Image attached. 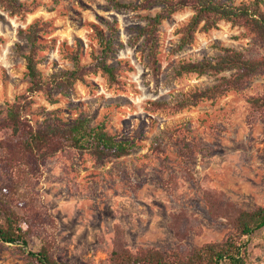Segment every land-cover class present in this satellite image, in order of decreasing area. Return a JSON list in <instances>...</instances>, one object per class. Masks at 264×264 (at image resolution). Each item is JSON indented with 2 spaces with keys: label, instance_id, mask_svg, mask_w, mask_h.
Masks as SVG:
<instances>
[{
  "label": "rangeland",
  "instance_id": "374dc122",
  "mask_svg": "<svg viewBox=\"0 0 264 264\" xmlns=\"http://www.w3.org/2000/svg\"><path fill=\"white\" fill-rule=\"evenodd\" d=\"M17 1L30 10L12 15L0 8V111L28 86L21 56L28 46L18 38L19 30L36 20L51 23L42 38L52 46L39 53V67L48 75L72 68L61 52L63 45L72 49L79 41L82 63L90 61L91 50L97 53L90 23L115 20L117 26L118 48L108 62L123 66V86L109 87L100 74H91L86 84L75 83L66 95L53 91L54 104L35 95L28 112L37 124L54 115L68 122L84 113L91 124L105 120L110 134L134 144L131 154L99 164L67 150L42 165L28 191L53 220L58 260L110 264L116 251L186 253L222 241L239 211L264 206V114L252 111L246 101L264 97V72L239 93L198 101L180 112L149 105L170 107L181 94L215 83L209 75L177 76L182 61L214 58L218 47L261 54L260 44L246 30L220 22L179 49L175 31L192 12L177 11L159 26L158 55L152 63L144 39L130 29L143 27L140 16L158 12L159 6L118 12L106 0ZM181 139L197 144L189 158L181 157ZM31 239L30 249L37 250L40 240L36 235ZM0 264L27 263L15 244L0 243ZM246 264H264V230L250 237Z\"/></svg>",
  "mask_w": 264,
  "mask_h": 264
},
{
  "label": "trees",
  "instance_id": "16d2710c",
  "mask_svg": "<svg viewBox=\"0 0 264 264\" xmlns=\"http://www.w3.org/2000/svg\"><path fill=\"white\" fill-rule=\"evenodd\" d=\"M108 6L118 12H137L159 6L154 14L140 16L143 27H133L136 37L143 38L148 49V58L156 62L159 49V26L162 21L177 11L191 10L189 20L175 32L179 35L178 48L191 45L196 33H207L216 29L220 22L229 23L247 31L260 44L262 53L248 55L230 47H218L219 53L210 59L180 62L177 76L196 74L209 75L215 83L204 89L190 90L172 105L152 102L150 106H162L180 112L198 101L215 100L229 92L239 93L258 74L264 72V0H106ZM0 8L10 14L30 10V5L17 0H0ZM100 25L90 23L92 38L98 50L89 52L90 61L82 63V45L76 41L72 49L62 46L63 56L72 64L71 69L52 70L45 75L39 64V53L51 47L42 37L50 30L49 21L36 20L18 38L28 46L21 56L27 88L14 97L0 111V243L15 244L20 256L27 264H68L54 255L55 237L52 219L42 206L34 201L28 191L38 180L42 165L59 153L67 150L87 154L95 164L105 159H119L131 154L132 141L119 139L106 129V122L93 125L84 113H78L68 122L56 115L45 118L40 124L33 123L29 111L34 96L41 94L50 104L56 103L53 91L66 95L74 90L77 82L86 84V77L100 74L109 87L123 86V66L109 64L118 45L115 42L116 21L100 19ZM246 101L252 111L264 114V97L249 96ZM182 158L193 155L197 144L181 139ZM46 219L49 221L47 222ZM51 223V224H50ZM51 231H48L49 228ZM231 232L219 242L194 247L186 253L145 250L135 254L116 251L110 264H246L250 237L264 230V206L241 210L231 221ZM40 240L37 250L30 249L31 237Z\"/></svg>",
  "mask_w": 264,
  "mask_h": 264
},
{
  "label": "water",
  "instance_id": "95a60500",
  "mask_svg": "<svg viewBox=\"0 0 264 264\" xmlns=\"http://www.w3.org/2000/svg\"><path fill=\"white\" fill-rule=\"evenodd\" d=\"M13 244V243H12Z\"/></svg>",
  "mask_w": 264,
  "mask_h": 264
}]
</instances>
